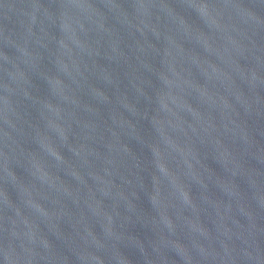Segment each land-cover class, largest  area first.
Returning a JSON list of instances; mask_svg holds the SVG:
<instances>
[{"label":"water","instance_id":"95a60500","mask_svg":"<svg viewBox=\"0 0 264 264\" xmlns=\"http://www.w3.org/2000/svg\"><path fill=\"white\" fill-rule=\"evenodd\" d=\"M0 264H264V0H0Z\"/></svg>","mask_w":264,"mask_h":264}]
</instances>
